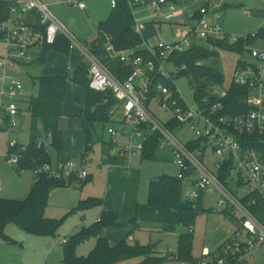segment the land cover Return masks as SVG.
<instances>
[{
	"label": "built area",
	"instance_id": "built-area-1",
	"mask_svg": "<svg viewBox=\"0 0 264 264\" xmlns=\"http://www.w3.org/2000/svg\"><path fill=\"white\" fill-rule=\"evenodd\" d=\"M146 1L130 0L129 3L133 6ZM70 2L85 7V3L78 0ZM110 2L114 7L117 0ZM147 3L155 11L152 17L166 22L173 21L178 12V5L173 1L148 0ZM220 10L221 7L211 10L209 2H204L196 12H190V23L183 26L180 39L160 41L154 49H150L154 59L144 63L139 57L133 59L132 51H129L122 60L131 63L133 71L122 80L104 61L83 46L48 4L42 0L15 1L9 7L8 19L0 26V45L4 50L0 54V130L19 125L22 112L19 100L25 87L16 71L35 60L34 46L43 43L53 45L59 34L64 35L70 42V48H81L90 62V89L110 91L116 99L111 115H121V127L119 130L110 127L108 132L117 137L129 133L130 126L133 129V133L128 134L131 143L124 144L122 153L129 157L137 151L141 153L147 135L158 133L174 155V163L178 167L176 177L182 182V193L184 184L189 182L185 198L196 200L206 189H216L221 194L219 205L230 213L236 210L240 214L237 230L224 242L220 252L213 255L204 253L198 264H264V261H258L259 258L264 259V224L249 207L264 202V49H253L252 44H246L242 54L249 57L236 62L233 79L227 86L213 83L206 88L205 94L200 95L192 82L195 94V105L192 106L175 85V75H179L186 66L170 60L172 55L180 54L193 45L210 46V40L227 38L236 42L246 39L247 35L232 36L224 31ZM211 13L213 18L209 19ZM27 14L37 17L42 29L26 22L23 16ZM145 27L144 21H136L135 30L138 33H142ZM255 35L256 32L252 33V36ZM168 62L174 66L171 73L166 68ZM158 75L172 78L173 86L156 81ZM217 85L222 88H217ZM233 88L243 90L237 107L227 102ZM153 97H157L160 108L173 111V116L166 123L159 121L151 112L149 103ZM170 121L177 122L178 126H188L193 133L192 138L187 142L180 140L168 127ZM134 133L141 138L137 145L132 143ZM113 140L116 141L115 138ZM16 144L11 143V146ZM207 149L218 158L217 173L210 170L202 159ZM21 160L19 153L9 155L11 162L20 163ZM33 170L36 175L45 174L65 180L75 177L84 180L89 176L88 170L77 167L72 159L59 166L44 163ZM223 171L227 173L225 180L220 178ZM194 173L197 177L190 179ZM227 180H232L238 187L246 186L249 192L245 196L251 195L252 200L244 203L242 198L245 196L238 198L228 187ZM188 230L194 232V226ZM172 253L175 255L164 264H192L178 259L176 252Z\"/></svg>",
	"mask_w": 264,
	"mask_h": 264
},
{
	"label": "rangeland",
	"instance_id": "rangeland-1",
	"mask_svg": "<svg viewBox=\"0 0 264 264\" xmlns=\"http://www.w3.org/2000/svg\"><path fill=\"white\" fill-rule=\"evenodd\" d=\"M182 1L185 0H177L178 8L184 13L181 16L182 12L177 13L172 22L181 21L187 11L198 9L204 2H209L211 10L222 6L219 4L220 0H188L187 3L181 4ZM81 2L86 4L87 8L85 10L64 1L61 6L62 12H56L55 14L66 24L69 23L71 18L76 20L75 25L70 30L73 35L81 36L82 39L95 35L93 38L95 39L98 37V21L108 18L112 8L107 0H83ZM251 9L253 7L247 5V0H243L241 6H235L230 3L226 9H221L219 12L222 13L221 22L224 31L232 36H245L264 27V17L258 14L250 15V12H246V10L250 11ZM154 13V9L149 4L137 5L134 9L136 21H146L142 37L147 47L151 50L160 41L170 42L180 39L182 30V28L177 26L172 28L173 23L170 24L162 18H153ZM68 16H70L69 19ZM208 17L212 19L213 13L209 14ZM100 37L103 42L102 58L117 57L108 44L107 39L103 37V34ZM251 48L264 49V38H257L252 43ZM75 50L80 51L88 59L81 48H76ZM56 51L58 50L52 49L51 53ZM73 51H70V53H73ZM219 51L220 56L218 58H208L205 63L214 65L223 72L224 80L222 83L223 86H227L233 79L236 62L239 59L245 60L249 55L221 49ZM3 52L4 50L0 45V54ZM33 52L35 55L40 53V47H35ZM85 63L88 66L90 65L89 61ZM70 66L72 65L70 64ZM166 68L170 73L174 70V66L169 62ZM66 71L71 74L74 69L71 68ZM16 72V75L19 76L18 78L25 86V92L19 100V106L22 111L19 117V125L18 127L11 126L0 130V197L8 199L26 198L36 175L33 169L25 168L20 170L19 163L9 161V155H15V148L11 146V143L17 142L19 145L18 150L28 143L31 120V115L28 111V101L31 96L38 92V83H36L35 77L41 75V71L33 69L29 73L23 70ZM175 79L176 89L184 95L189 105H195V94L192 90L190 77L188 75H175ZM210 84L213 83L210 82ZM216 87L222 88L220 85ZM77 98L76 95L71 101L68 96L70 107L77 109L78 106L82 107L86 104L84 99L80 102ZM157 101V97H153L149 103V108L159 121L166 123L174 113L171 109L160 108ZM70 112L61 121L64 134V154L62 155L64 157L62 158L68 159L70 157L77 163V167L85 164L92 179L84 185L79 184L78 186L81 189L78 190H74L73 186L53 189L49 204L45 209V216L61 221L55 234H35L24 230L16 223H9L5 228L6 236L0 238V264H65L64 248L67 244H64L63 241H69L72 235L81 228L90 226L101 214L102 208L99 205L77 209L80 200L91 196L105 197L108 202L110 201V209L116 214L117 221L120 223V226H107L103 230V234L108 238L110 244H117L133 233L135 242L141 244L154 243L162 253L167 251L176 252L180 233L188 231L190 226L185 227L179 224L172 232H167L159 221H142L135 230H133L134 225H132L135 212L134 203L137 198L143 204L148 201L151 181L163 174H177L178 167L174 163V155L170 148L161 140L155 159H142L140 151H137V154L130 157L126 156L127 161H129L125 165L109 167L102 164L104 156H107L110 153L109 151L115 153L119 145L123 146L126 143H131L128 136L122 137L118 135L113 137L108 132L110 127L119 130L122 117L119 116L120 123H117L118 126H109L108 123H105L92 132L93 142H97L99 137H103L106 142L111 140L113 146L111 147L109 143H106L104 152L101 143H97L92 150L90 149L87 152L85 149L87 138L84 130L85 125H83L85 123L84 118ZM71 116L73 117L71 118ZM111 121L113 122V120ZM78 123H80V127ZM128 132V134L133 133L131 126ZM172 132L183 142L190 140L193 135L186 125L177 126L172 129ZM146 133H150V131ZM111 138H115L116 141ZM140 140L141 138L138 134L134 133L132 143L137 145ZM50 152L53 155L56 154V151L52 148ZM202 159L210 170L217 173L218 166L216 162H218V158L210 149L206 150ZM108 173L111 175L109 179L107 177ZM196 177V173H194L190 179ZM227 184L238 198H242L249 192L246 186L238 187L232 180H227ZM189 186V182L184 184V200H188L185 196H187L186 190ZM220 197L221 194L218 190L206 189L201 198L204 211L196 216L194 224H190L194 226L192 254L197 258L202 257L206 250L208 253L218 252L219 247L231 237L239 225L240 214L235 210V213L227 216L224 208L218 203ZM131 242L134 241L132 240ZM95 246L96 238L90 237L77 244L75 252L79 256H88ZM141 260V257H135L122 260L117 264H137ZM258 261H264V259L259 258Z\"/></svg>",
	"mask_w": 264,
	"mask_h": 264
},
{
	"label": "trees",
	"instance_id": "trees-1",
	"mask_svg": "<svg viewBox=\"0 0 264 264\" xmlns=\"http://www.w3.org/2000/svg\"><path fill=\"white\" fill-rule=\"evenodd\" d=\"M130 0H117L109 17L98 23V30L105 32L110 37V42L116 52L132 51L131 57H139L145 63L154 56L150 49L145 46L141 33L135 30L136 19L134 15V5L130 6ZM148 1V0H147ZM146 1V2H147ZM177 1V0H168ZM15 1L0 0V26L9 17V7ZM37 18V17H36ZM34 27L42 29L39 19H36ZM257 38H264V27H261L255 36L248 34L247 38H241L236 42H230L227 38L210 40V46L193 45L186 51L171 56L170 60L175 64L185 65L180 75H188L195 83L197 92L205 94L209 83H222L224 74L214 65L206 64V59L219 57L221 50H228L242 54L246 44H252ZM69 52L70 42L62 34H59L53 45L43 43L40 53L32 62L39 65L44 64L47 53L52 50ZM90 65L82 63L75 71L72 80L88 88L87 101L83 110V115L87 120V143L88 151L92 142V132L97 127L111 122V110L116 105V99L110 91L97 92L89 87ZM133 71V65L121 62L117 76L124 80ZM155 74H152V76ZM68 75H42L36 79L38 92L29 98L28 111L31 115L29 126V140L27 145L18 150V143L14 146L15 153L21 155L19 169H34L37 165L52 163V156L49 148H53L59 154L63 151V132L60 128V121L64 115L63 105L65 101ZM168 86H173V79L161 75L157 76ZM240 88H233L227 100L232 107H237L240 101L239 95L242 94ZM178 126L177 122H168V127L174 129ZM161 138L158 133H150L144 142V149L141 152L142 159H155ZM193 145L191 146L194 148ZM25 147L24 149H22ZM113 164H124L127 157H109ZM222 180L227 178L225 171L220 175ZM92 179L89 175L85 180L76 177L65 180L48 177L45 174L36 175L35 182L24 199H8L0 197V238L5 237V228L9 223H16L21 228L35 234H55L60 226L59 219L45 216V209L49 204L53 189L58 187L73 186L74 184H86ZM200 196L196 200H184L182 193V182L176 175L163 174L151 181L149 188L148 201L144 204L138 203L132 219L133 230L137 229L142 221H159L163 224V229L172 232L177 225L185 227L194 224L196 216L204 211ZM244 203L252 200L251 195L242 198ZM95 205L103 207L98 220L90 226L81 228L71 236L64 248L65 264H117L125 259L141 257L142 260L137 264H164L172 259L175 253H162L154 243L141 244L130 241V235L122 239L116 245H111L108 238L103 234L107 226H120L116 214L112 212L102 197L91 196L80 200L77 209L89 208ZM251 212L264 224V202L250 205ZM227 211V210H224ZM229 213V212H227ZM231 214V213H230ZM193 232L189 230L179 235L178 259L192 264H198L199 258L192 254ZM95 237L96 246L88 256L76 254V246L87 238ZM65 244V243H64ZM224 243L219 247L220 252ZM216 253V252H214ZM214 253H211L212 255Z\"/></svg>",
	"mask_w": 264,
	"mask_h": 264
},
{
	"label": "crops",
	"instance_id": "crops-1",
	"mask_svg": "<svg viewBox=\"0 0 264 264\" xmlns=\"http://www.w3.org/2000/svg\"><path fill=\"white\" fill-rule=\"evenodd\" d=\"M13 1H25V0H13ZM44 3L48 4L49 7L51 8V10L53 11V13L55 14L56 12H62L61 10V6H62V3L65 1L66 3H70L71 5H74L73 3L70 2V0H42ZM78 1H83V0H78ZM108 3L110 4L111 8L113 9V6L110 2V0H107ZM218 1V0H217ZM216 1V2H217ZM176 4L178 5V2L175 1ZM188 0H185V1H182L181 4H184V3H187ZM84 3V2H83ZM218 3V2H217ZM232 3V5H235V6H241L242 3H243V0H220L219 1V4H221V9H226L228 4ZM142 4H148V3H139V4H135L134 5V9L137 5H142ZM247 5L250 6V7H253V9H251L250 11L246 10V12H250V15H254V14H258V15H262L261 17H264V0H247ZM75 6H78V5H75ZM79 8L85 10L87 8L86 4H85V7H80L78 6ZM197 10V9H196ZM196 10L192 9V11H187L184 15V19H182L181 21L177 22V21H170L168 23L172 24V28L174 27H179V28H182L183 29V26L185 24H188L190 23V12H196ZM112 11V10H111ZM182 12V10H180V8H178V12ZM111 13V12H110ZM176 13V14H177ZM184 12H182L180 14L183 15ZM57 15V14H55ZM110 15V14H109ZM177 16V15H176ZM58 17V16H57ZM70 16H68V19H69ZM23 19L28 22L29 24L31 25H34L36 24V17L32 14H27L25 16H23ZM58 19L63 22V20L61 18L58 17ZM107 19V18H106ZM106 19H103V20H106ZM102 21V20H99L98 23ZM222 21V20H221ZM146 23V21H144ZM64 23V22H63ZM76 23V20L74 18H71L69 20V23L66 24L64 23L67 27L68 25L70 24L71 27H73ZM98 23H97V36L95 39H93L95 37V35H92L90 37H86L84 39L81 38V36L79 37L78 35L74 34L75 37L83 44L84 47H86L88 50L92 51L95 55H97L102 61H104L108 66L109 68L117 75L118 74V69H119V66H120V63L121 62H124L122 60L123 57H126L128 56V54L130 53L129 51H120V52H116L114 49H113V46L110 42V37L105 33V32H102V31H99L98 30ZM223 25V24H222ZM71 27H68L70 30H71ZM96 27V26H95ZM224 29V28H223ZM182 31V30H181ZM103 34V37H105L107 39V42L108 44L110 45L112 51L114 52V54H116L117 57H113V58H110L109 59L107 57L105 58H102V40H101V35ZM142 35V33H141ZM175 41V40H173ZM172 42V41H170ZM145 46L147 47V45L145 44ZM35 47H40V50H41V47L42 45H38V46H34L33 49ZM32 49V51H33ZM76 48H70L69 52H58L56 51L55 53H51L52 50H50L48 53H47V56H46V59H45V62L44 64L42 65H39V64H36L35 62L34 63H28V64H25L22 68L18 69V72L20 70H23V71H27L29 73V71L33 70V69H39L41 72V75L35 77V79H37L38 77L42 76V75H45V76H54V75H68L69 77V80H68V83H67V88H66V95H65V101H64V105H63V110H64V115L62 116L61 118V121L63 119V117L68 114L70 111V113H75L76 115H79L80 117H83L84 118V121L85 123L83 125H85V132H86V138H87V128H88V123H87V120L86 118L84 117V115L82 114L83 113V110H84V107L86 104H84L82 107L81 106H78L77 109H74L72 107H70V105L68 104V96L70 98V100L72 101L74 99V97H76L77 95V99H79V101L81 102L82 99H84V103H86L87 101V94H88V88H86L85 86L83 85H80V84H76L73 82L72 80V77L74 76L75 74V71L79 68V66L82 64V63H85L86 61H88L85 56L80 52V51H77L75 50ZM149 49V48H148ZM73 51V53H70V51ZM39 54V53H38ZM38 54L36 55V58L38 56ZM72 54V55H70ZM65 55V56H64ZM35 58V59H36ZM119 58V60H118ZM50 59V60H49ZM70 59H71V65L69 64L70 62ZM115 60V61H114ZM67 68V69H66ZM74 69V72L71 73V74H68V72L65 70H69V69ZM67 73V74H66ZM17 74V73H16ZM18 76V75H17ZM19 77V76H18ZM89 77V76H88ZM25 87V86H24ZM25 92V90H24ZM23 92V94H24ZM22 94V96H23ZM69 111V112H68ZM75 116V115H73ZM71 116V118L73 117ZM119 116L121 117V115H113L112 117V120L113 122H108L109 126L111 125H117V123H120V118ZM77 117V116H76ZM71 120V119H70ZM61 121H60V128L62 130V127H61ZM121 124V123H120ZM79 127H80V123H78ZM118 126V125H117ZM121 127V125H120ZM119 127V129H120ZM109 129V128H108ZM124 129V128H123ZM63 132V130H62ZM85 132H84V135H85ZM119 136H128V133H123ZM113 139V138H111ZM112 141H108L106 142V140L103 138V137H99L98 138V141L97 142H90V146H89V149L88 151L91 149H93V146L95 144H100L102 145V148H103V151L105 152V149H104V146L106 143H109V145L112 147L113 146V143H111ZM118 143V142H117ZM115 146V145H114ZM117 146V145H116ZM123 146H118L117 150L115 151V153L109 151L110 153L107 154V156H104V159L102 161V164H105V165H110L109 167H112L113 165H125L128 161L126 160V162L124 164H113L110 162V158L109 157H113L115 155L117 156H122L124 155L122 153V150H123ZM51 148H49V151H50ZM53 149V148H52ZM85 149H86V143H85ZM87 151V152H88ZM103 152V154H104ZM51 153V152H50ZM55 154V153H54ZM64 154V134H63V151L61 154H59L57 151H56V156L53 155L51 153V156H52V164L54 166H59L60 164H62L64 161L70 159V157L68 159H65V158H62L64 156H62ZM137 154V153H136ZM88 155V154H87ZM125 156V155H124ZM86 161H87V157H86ZM85 163V162H84ZM82 167H85L86 169H88L85 164L82 165ZM90 175V174H89ZM108 179L111 177L110 173H108L107 175ZM35 178H36V175L33 179V182H32V185H31V188L35 182ZM77 185V184H76ZM79 185V184H78ZM77 185V186H78ZM74 189V188H73ZM74 190H78V189H74ZM203 197V195H202ZM201 197V198H202ZM104 198L105 200V204L107 205V207L110 209L111 207V204L107 201V199L105 197H102ZM140 203L139 202V198L136 199L135 203H134V206H135V210H136V206L137 204ZM143 204V203H142ZM102 210H103V207L101 206ZM101 210V212H102ZM111 210V209H110ZM112 211V210H111ZM113 212V211H112ZM229 212V213H227ZM226 215L230 216V211L227 210L225 211ZM101 215V214H100ZM134 215H135V212H134ZM100 217V216H99ZM134 218V216H133ZM99 219V218H98ZM97 219V220H98ZM239 222V221H238ZM239 226V225H238ZM237 226V228H238ZM130 240H135V237L133 236V233L130 235ZM113 245V244H111ZM116 245V244H114ZM204 253H207V250L204 252Z\"/></svg>",
	"mask_w": 264,
	"mask_h": 264
},
{
	"label": "water",
	"instance_id": "water-1",
	"mask_svg": "<svg viewBox=\"0 0 264 264\" xmlns=\"http://www.w3.org/2000/svg\"><path fill=\"white\" fill-rule=\"evenodd\" d=\"M68 27H71V25L69 24ZM73 188L74 189H81V187L80 186H77L76 184L73 185Z\"/></svg>",
	"mask_w": 264,
	"mask_h": 264
},
{
	"label": "bare ground",
	"instance_id": "bare-ground-1",
	"mask_svg": "<svg viewBox=\"0 0 264 264\" xmlns=\"http://www.w3.org/2000/svg\"><path fill=\"white\" fill-rule=\"evenodd\" d=\"M176 3V2H175Z\"/></svg>",
	"mask_w": 264,
	"mask_h": 264
}]
</instances>
